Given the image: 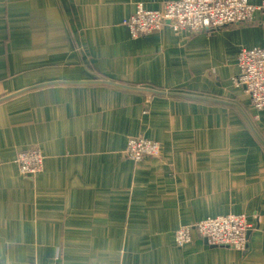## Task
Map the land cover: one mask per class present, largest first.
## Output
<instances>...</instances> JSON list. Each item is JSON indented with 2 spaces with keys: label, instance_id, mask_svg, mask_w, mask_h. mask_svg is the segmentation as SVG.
<instances>
[{
  "label": "crops",
  "instance_id": "crops-1",
  "mask_svg": "<svg viewBox=\"0 0 264 264\" xmlns=\"http://www.w3.org/2000/svg\"><path fill=\"white\" fill-rule=\"evenodd\" d=\"M165 1L0 0V264H264V145L244 119L264 142V110L231 82L264 22L132 39L135 5ZM136 137L160 156L127 158ZM30 147L44 163L32 177L15 162ZM228 213L253 224L244 252L196 233L174 245L177 228Z\"/></svg>",
  "mask_w": 264,
  "mask_h": 264
},
{
  "label": "built area",
  "instance_id": "built-area-1",
  "mask_svg": "<svg viewBox=\"0 0 264 264\" xmlns=\"http://www.w3.org/2000/svg\"><path fill=\"white\" fill-rule=\"evenodd\" d=\"M258 19L264 22V0L257 4L248 0H168L157 9H148L142 3H137L121 24L127 28L132 39H138L157 33L165 26L175 33L198 34L251 25ZM235 63L238 73L232 78V85L248 96L254 111H263L264 47L241 49L235 56ZM125 155L135 162L159 157L160 146L145 137L130 138L126 143ZM15 162L18 172L23 176L32 177L44 172L43 157L33 147L19 152ZM253 218L260 221L263 217L254 215ZM252 225L245 214L228 213L207 217L192 226L177 228L173 233V242L178 248L184 247L191 243L192 235L196 233L208 246L244 252Z\"/></svg>",
  "mask_w": 264,
  "mask_h": 264
},
{
  "label": "water",
  "instance_id": "water-1",
  "mask_svg": "<svg viewBox=\"0 0 264 264\" xmlns=\"http://www.w3.org/2000/svg\"><path fill=\"white\" fill-rule=\"evenodd\" d=\"M97 84H101V85H109V86H113V87H116V88H119V89H124V90H127V91H132V92H140V93H147V94H151V95H159V96H169V97H175L176 95H170L166 92H162V91H158V90H154V89H150V88H145V87H129V86H126V85H122V84H118V83H113V82H109V81H98V82H95ZM45 85H40V86H37V87H33V88H29V89H25L23 91H20L16 94H20V93H24L26 91H29V90H32V89H37V88H42L44 87ZM16 94L12 95V96H15ZM201 100H208V101H211V99H206V98H200Z\"/></svg>",
  "mask_w": 264,
  "mask_h": 264
},
{
  "label": "trees",
  "instance_id": "trees-1",
  "mask_svg": "<svg viewBox=\"0 0 264 264\" xmlns=\"http://www.w3.org/2000/svg\"><path fill=\"white\" fill-rule=\"evenodd\" d=\"M147 87V86H146ZM154 90H158L160 91V89H157L156 87H152V86H148ZM168 94L170 95H176L175 97H182V98H187L188 100H199V101H202L200 98H206V97H202V96H199L197 94H191V93H187V92H176V91H170V92H167ZM159 96V95H157ZM207 99V98H206ZM244 119L249 127V130H250V133L253 135V137L256 139V141L258 143H260V145H264V142L262 141L261 137L257 134V130L255 129V127H253L254 125V122L255 121V117L251 114L249 116V118H247V116L245 117L244 116Z\"/></svg>",
  "mask_w": 264,
  "mask_h": 264
},
{
  "label": "rangeland",
  "instance_id": "rangeland-1",
  "mask_svg": "<svg viewBox=\"0 0 264 264\" xmlns=\"http://www.w3.org/2000/svg\"><path fill=\"white\" fill-rule=\"evenodd\" d=\"M83 59H84V54H83ZM75 261H78L79 263H83L84 262V260H73L72 262H75Z\"/></svg>",
  "mask_w": 264,
  "mask_h": 264
}]
</instances>
